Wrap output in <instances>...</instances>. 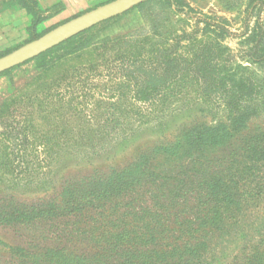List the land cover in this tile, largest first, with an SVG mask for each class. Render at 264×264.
Segmentation results:
<instances>
[{
  "label": "rangeland",
  "instance_id": "rangeland-1",
  "mask_svg": "<svg viewBox=\"0 0 264 264\" xmlns=\"http://www.w3.org/2000/svg\"><path fill=\"white\" fill-rule=\"evenodd\" d=\"M9 1L8 8L18 10V0H0V10ZM65 1L3 24L0 58L114 0ZM176 1L183 6L182 15L162 14L158 0L149 2L0 76V104L16 102L15 121L21 123L28 111L33 113L29 138L53 137L60 144L47 156L31 147L24 153V165L15 162L17 150L8 148L14 163L3 171L17 179L0 183V204L9 200L32 215L0 222V264H140L134 258L137 252H153L158 263H148L164 264L161 253L174 249L166 256L167 264H264L263 165L258 162L256 172L222 174V188L215 193L207 183L221 167L223 172L230 164L239 165V147L247 137L264 138V110L230 137H221L207 159L176 158L160 168L169 160L166 147L184 142L195 127L228 126L224 111L190 100L174 113L149 117L155 105L131 100L127 88L114 84L121 67L113 62L112 45L69 54L87 38L96 44L101 39L136 41L148 36L159 14L170 20L167 27L172 31L190 32L205 18L223 24L229 33L223 45L230 61L249 66L242 60L246 36H240L256 21L264 24V0ZM145 165L149 172L139 182H127ZM228 189L232 204L227 208ZM76 192L79 206L69 212L65 201ZM215 207L221 208L220 216L225 207L222 221L202 230L195 219L211 218Z\"/></svg>",
  "mask_w": 264,
  "mask_h": 264
},
{
  "label": "trees",
  "instance_id": "trees-1",
  "mask_svg": "<svg viewBox=\"0 0 264 264\" xmlns=\"http://www.w3.org/2000/svg\"><path fill=\"white\" fill-rule=\"evenodd\" d=\"M18 1L20 2V8L26 10L28 16L36 15L42 10L39 8L36 0ZM153 1L155 0L143 2L132 8L129 12ZM158 1L157 10L161 11L162 14L169 12L172 15H182L183 6L178 1ZM10 4V1L4 3L3 8H8ZM129 12L100 23L64 41L50 51L73 40L83 39L97 27H103L112 21L119 20ZM186 14L189 13L183 15ZM37 20L36 18L35 24ZM187 21L188 19H183L182 22ZM171 24L170 20H163L158 14L151 21V32L148 36H144L136 41H131L127 38L115 40L101 39L96 44H89L92 38H87L81 41L80 44L72 47L69 52L72 55L81 51L84 52L92 46L98 45L105 47L108 44L112 45V52L116 58L113 62H119L118 65L121 67L118 82L114 84H116L118 89L127 88L132 93L131 100L155 105L154 109H151L148 113L149 117L174 113L179 109L180 105L185 106L189 104L190 100L199 102L201 105H207L208 107L212 105L224 111L225 116H227L226 120L230 122L228 126L222 124L214 127L202 124L195 127L190 137H187L184 142L169 144L166 147L169 160L161 164L160 168H166L168 163L174 161L176 158L192 159L195 161H200L202 157L207 159V155L218 146L217 142H219L221 137H230L239 125H245L252 117L264 110L263 22L256 21L254 27L249 32L244 31L240 36H246L243 43H248V45L243 53L242 60L249 66L230 61L229 56L226 54L227 49L223 45V41L229 33L223 24L205 18L201 21L197 20L190 32H187L185 28L177 31L169 30L167 26ZM200 24H202V28L199 27ZM44 55L45 53L36 59ZM257 69L262 70V73H257ZM7 72H3L0 76L7 74ZM187 99L189 101H186ZM16 105V102L11 100L0 104V122L2 128L0 132V183L4 184L7 183L6 178H10L12 181L17 179L11 173L3 171L6 167L12 166L14 163L10 161V154L7 153L8 148L17 150V156L15 158L17 160L15 162H17V165H24L27 164L24 153L31 147L32 150L40 148L46 156L50 154L52 148L56 149L60 147V144H55L53 137L52 139L47 137L37 138L36 134L33 139H30L29 133L32 128L33 113L31 110L28 111L23 116L24 121L19 123L15 121L16 118L13 115L17 112L15 109ZM136 114L141 116L139 112ZM6 118L11 119V125L6 123ZM55 134L56 130H54V136ZM3 144L8 146H4ZM240 148L242 154L239 165L230 164L226 166V169H223L225 170L223 172H221V168L223 167L219 171L216 170L213 172L217 176L207 181L209 184V192L215 193V189L218 186L222 188L221 180L224 178L222 174L229 175L234 173V175H242L241 173H245L246 171L248 173L256 172L258 171V168H256L258 162L263 165L261 168H264V138L249 139L247 137ZM236 150L238 149H234L233 151ZM20 152L21 154H19ZM195 166L196 164H194ZM148 172L146 165L139 167L136 172L131 174L127 182L131 183L134 180L139 182L140 178L144 177ZM135 174L136 176L134 178ZM10 185L15 186L16 184L10 183ZM7 192L8 189L5 188L4 193ZM231 194L232 192L228 189L225 196V200H227L225 205L227 208L232 204ZM78 198L79 192L75 194L71 193V197L65 201L64 205L67 211L72 212L79 206L77 204ZM84 198V195H82L81 200ZM5 201L0 204V222H10L32 215L30 211L26 212L23 209L12 206L9 200L7 202ZM222 208L221 216L226 211L225 207ZM219 210L221 208L217 209L215 207L211 209V218L202 215L198 219H195L199 221L198 227L204 230L209 226L215 227L219 224L222 221ZM185 248H183V251H187ZM176 251L177 249H174L169 253H161L160 262L167 264L165 262L166 256H171ZM151 253L153 252L143 254L137 252L134 258L138 259L141 262L140 264H149V261L158 263L157 259Z\"/></svg>",
  "mask_w": 264,
  "mask_h": 264
},
{
  "label": "water",
  "instance_id": "water-1",
  "mask_svg": "<svg viewBox=\"0 0 264 264\" xmlns=\"http://www.w3.org/2000/svg\"><path fill=\"white\" fill-rule=\"evenodd\" d=\"M148 0H114L54 28L40 38L27 43L0 58V74L32 60L66 40L100 23L120 16Z\"/></svg>",
  "mask_w": 264,
  "mask_h": 264
},
{
  "label": "crops",
  "instance_id": "crops-1",
  "mask_svg": "<svg viewBox=\"0 0 264 264\" xmlns=\"http://www.w3.org/2000/svg\"><path fill=\"white\" fill-rule=\"evenodd\" d=\"M40 9H48L58 3H64L65 0H36ZM23 17H28L26 10L23 8H18V10H11L10 8H2L0 10V28L3 24H6L8 20L22 19Z\"/></svg>",
  "mask_w": 264,
  "mask_h": 264
}]
</instances>
